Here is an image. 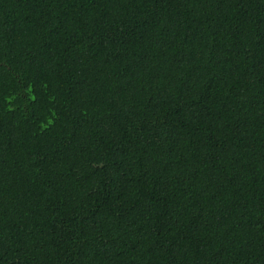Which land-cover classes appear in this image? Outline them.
I'll use <instances>...</instances> for the list:
<instances>
[{
  "label": "trees",
  "instance_id": "1",
  "mask_svg": "<svg viewBox=\"0 0 264 264\" xmlns=\"http://www.w3.org/2000/svg\"><path fill=\"white\" fill-rule=\"evenodd\" d=\"M0 264H264V0H0Z\"/></svg>",
  "mask_w": 264,
  "mask_h": 264
}]
</instances>
